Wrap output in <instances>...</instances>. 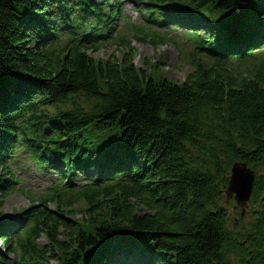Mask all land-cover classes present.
Here are the masks:
<instances>
[{
	"label": "trees",
	"instance_id": "obj_1",
	"mask_svg": "<svg viewBox=\"0 0 264 264\" xmlns=\"http://www.w3.org/2000/svg\"><path fill=\"white\" fill-rule=\"evenodd\" d=\"M152 2L194 32L184 82L138 66L125 39L108 59L91 37L77 41L89 19L120 17L119 4L0 0V211L17 144L38 163L97 177L79 193L83 219L55 193L21 215L33 224L23 236L0 231V264L18 253L26 264H81L93 250L86 264H264V0ZM236 163L255 171L259 204L241 233L224 207Z\"/></svg>",
	"mask_w": 264,
	"mask_h": 264
},
{
	"label": "rangeland",
	"instance_id": "obj_2",
	"mask_svg": "<svg viewBox=\"0 0 264 264\" xmlns=\"http://www.w3.org/2000/svg\"><path fill=\"white\" fill-rule=\"evenodd\" d=\"M125 13H126V21L123 23L117 22V25L120 27L122 25V30L119 35L125 38V42L130 43V46L134 48L136 51L135 63L138 66L144 65V63L149 64V66L153 67L154 65L158 66V69L163 72L165 76L170 79H173L176 82H184L187 78V75L191 72V67L189 63L185 60L187 53L191 50H194L193 46L187 43L186 39L183 38V34L179 31H175L172 35L167 36V38L156 37L155 30H145L142 34L139 29L144 28L146 26L145 21L143 19L144 16H148V12L146 11V7L134 6L132 3H125ZM117 26V27H118ZM119 29H117L118 32ZM158 33V31L156 32ZM165 33V32H160ZM201 36L203 33L199 32ZM118 36L115 38L114 42L108 43L103 48H100L99 51L94 52V56L96 58L108 59L109 57H121L124 52H126V47L121 44L120 38ZM178 38L179 44H175L172 38ZM157 40V45H154L152 41ZM128 46V45H127ZM115 135L113 131H105L103 133H98V137L106 138V136ZM119 135V134H118ZM120 137V136H118ZM130 161H127V163ZM12 165V170L17 175V178L20 183V189L18 188V184L16 185L17 190L10 191V194L6 198L1 199V203L3 204L1 207V213L3 214V219L0 222V231L12 226L16 222L18 223V217H15L18 213H20L23 209H28L30 206H37L40 204V198L42 196H48L50 194V184L44 182L42 179H36L35 175L39 177L38 168L35 164H32V161L29 160L27 154L20 151L16 154V158L10 162ZM53 177V174L46 173V177L48 181ZM65 202V200H63ZM67 202V201H66ZM225 202V200H224ZM224 207L228 210L231 221L229 222V228L235 230V232L241 233L245 226H247L248 221L252 217V214L255 211H258L259 204L254 203L248 204L246 212L242 218H244V222L241 224H235L237 227L235 229L234 223L241 220L239 218L238 213L242 215V209L237 206L235 201L227 200ZM46 211H56L57 207L51 203L46 204ZM64 205V204H62ZM73 206H75V213L78 214V219H83V212L85 209V203L83 200L76 202ZM239 209H237L236 208ZM40 209L42 207H39ZM59 208V207H58ZM64 208V207H63ZM237 209V210H236ZM67 214V213H65ZM68 216H72V214L68 213ZM68 216H64L66 219L70 220L72 223L74 222L73 218H68ZM235 221V222H234ZM39 243L41 246H45L50 248V244L45 237H41L39 239ZM5 247L0 242V250H4ZM128 256L130 260L128 262L131 263V260L134 259V254H125ZM137 257V255H136ZM13 259V256H12ZM50 264H58L57 260L50 259Z\"/></svg>",
	"mask_w": 264,
	"mask_h": 264
},
{
	"label": "water",
	"instance_id": "obj_3",
	"mask_svg": "<svg viewBox=\"0 0 264 264\" xmlns=\"http://www.w3.org/2000/svg\"><path fill=\"white\" fill-rule=\"evenodd\" d=\"M231 173L226 192L227 199H234L242 209V215L244 216L254 191L256 173L245 163L234 164Z\"/></svg>",
	"mask_w": 264,
	"mask_h": 264
}]
</instances>
